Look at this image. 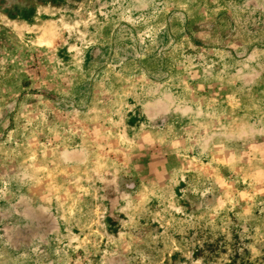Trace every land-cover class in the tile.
I'll use <instances>...</instances> for the list:
<instances>
[{"label":"rangeland","instance_id":"rangeland-1","mask_svg":"<svg viewBox=\"0 0 264 264\" xmlns=\"http://www.w3.org/2000/svg\"><path fill=\"white\" fill-rule=\"evenodd\" d=\"M193 78L261 117L264 0H0V264H264V143L164 135Z\"/></svg>","mask_w":264,"mask_h":264},{"label":"crops","instance_id":"crops-1","mask_svg":"<svg viewBox=\"0 0 264 264\" xmlns=\"http://www.w3.org/2000/svg\"><path fill=\"white\" fill-rule=\"evenodd\" d=\"M190 83L192 84L191 86L188 85L190 97L185 102L183 96L182 102L176 104L174 114L169 113L173 111V108L169 110V106H164L165 136H171V132H175L178 144L184 146L186 142L191 141L206 147L208 146L206 153L210 157H213L214 161H220L216 150L221 149V147L224 148L229 160L233 157L238 158L235 149L238 142H243L245 145L259 143L260 141L264 143V113H260L261 117L252 120L250 127V121L243 118L246 117L247 119L248 113L242 104L238 102L232 104L224 101L212 105V103L203 102L197 91V81H194L193 78ZM198 127L206 128L204 129V134H201V136H198L199 133L196 134ZM241 127H244L246 130L241 131ZM249 128H251V134L248 133ZM253 146L248 145L246 152H249V149ZM178 157L184 159V161L189 160L187 161L188 165L194 163L195 156L190 155L186 150H183L182 155ZM248 158H250L249 155ZM249 160H252V158ZM222 165L230 166V163L217 162L216 166Z\"/></svg>","mask_w":264,"mask_h":264}]
</instances>
